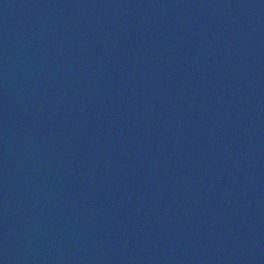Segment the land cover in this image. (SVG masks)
Masks as SVG:
<instances>
[{"label": "water", "instance_id": "95a60500", "mask_svg": "<svg viewBox=\"0 0 264 264\" xmlns=\"http://www.w3.org/2000/svg\"><path fill=\"white\" fill-rule=\"evenodd\" d=\"M0 264H264V0H0Z\"/></svg>", "mask_w": 264, "mask_h": 264}]
</instances>
